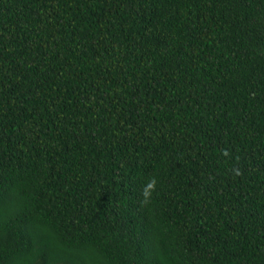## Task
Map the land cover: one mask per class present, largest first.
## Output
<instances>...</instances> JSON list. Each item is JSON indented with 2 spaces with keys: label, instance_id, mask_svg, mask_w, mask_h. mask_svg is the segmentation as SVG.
Instances as JSON below:
<instances>
[{
  "label": "trees",
  "instance_id": "1",
  "mask_svg": "<svg viewBox=\"0 0 264 264\" xmlns=\"http://www.w3.org/2000/svg\"><path fill=\"white\" fill-rule=\"evenodd\" d=\"M0 264H264V0H0Z\"/></svg>",
  "mask_w": 264,
  "mask_h": 264
}]
</instances>
